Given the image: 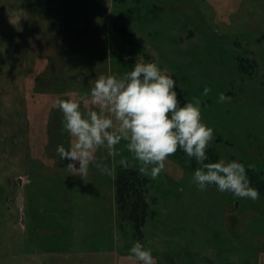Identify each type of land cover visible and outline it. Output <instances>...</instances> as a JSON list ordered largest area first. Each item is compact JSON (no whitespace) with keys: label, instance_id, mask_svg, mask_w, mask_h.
Returning <instances> with one entry per match:
<instances>
[{"label":"rangeland","instance_id":"1","mask_svg":"<svg viewBox=\"0 0 264 264\" xmlns=\"http://www.w3.org/2000/svg\"><path fill=\"white\" fill-rule=\"evenodd\" d=\"M137 60L167 70L182 104L201 100L219 160L264 178V0H0V264H138L136 241L156 264H264V192L201 191L197 168L172 155L143 175L140 237L116 203L119 160L138 169L123 142L115 159L95 153L112 176L95 163L85 181L66 172L55 101L87 99L95 78Z\"/></svg>","mask_w":264,"mask_h":264},{"label":"clouds","instance_id":"2","mask_svg":"<svg viewBox=\"0 0 264 264\" xmlns=\"http://www.w3.org/2000/svg\"><path fill=\"white\" fill-rule=\"evenodd\" d=\"M176 86L167 70H161L154 62L137 60L122 76L95 78L87 99H77L73 93L56 100L55 106L63 114L62 131L71 141L69 149L58 145L56 152L60 160L70 161L65 167L69 176L85 181L89 165L96 161V151L104 147L115 159L121 156L117 146L123 142L141 175L157 179L167 159L180 149L199 165L192 178L199 190L215 185L220 192L258 199L259 191L251 186L243 163L224 159L207 162L206 150L213 140V129L202 121L201 100L193 98V102L181 104ZM210 91L205 87L203 95ZM230 100L219 93V103ZM81 102L87 111H82ZM119 164L126 169L129 161L123 157ZM95 166L102 174L113 175L107 166ZM128 259L138 264H156L151 249L139 241L130 247Z\"/></svg>","mask_w":264,"mask_h":264},{"label":"trees","instance_id":"3","mask_svg":"<svg viewBox=\"0 0 264 264\" xmlns=\"http://www.w3.org/2000/svg\"><path fill=\"white\" fill-rule=\"evenodd\" d=\"M182 104V103H181ZM206 154L209 159L218 161L217 155H214L211 148H207ZM176 157L181 161L189 163L193 168L199 165L194 158H188L180 149L177 150ZM250 184L259 192H264V178L257 173L247 174ZM148 179L141 175L138 169L126 168L120 169L117 174L116 200L123 217L128 218L138 236H143V225L146 218L150 215V203L146 199Z\"/></svg>","mask_w":264,"mask_h":264},{"label":"flooded vegetation","instance_id":"4","mask_svg":"<svg viewBox=\"0 0 264 264\" xmlns=\"http://www.w3.org/2000/svg\"><path fill=\"white\" fill-rule=\"evenodd\" d=\"M116 189H117V177H116ZM66 191V190H65ZM64 191V192H65ZM64 192H62V194H63V196H64ZM145 196H146V193H145ZM116 203H117V200H116ZM117 207H118V210L120 211V209H119V206H118V203H117ZM120 214H121V216L123 217V213L120 211ZM123 218H125V217H123ZM126 219H128V218H126ZM128 221H129V223L132 225V223H131V221L128 219Z\"/></svg>","mask_w":264,"mask_h":264},{"label":"water","instance_id":"5","mask_svg":"<svg viewBox=\"0 0 264 264\" xmlns=\"http://www.w3.org/2000/svg\"><path fill=\"white\" fill-rule=\"evenodd\" d=\"M20 182L22 183V181H20ZM21 183H20V184H21ZM21 196H22V195H21ZM21 196H20V198H21Z\"/></svg>","mask_w":264,"mask_h":264}]
</instances>
